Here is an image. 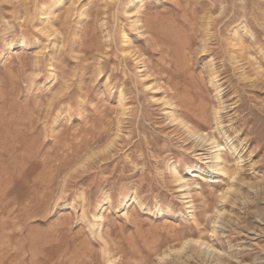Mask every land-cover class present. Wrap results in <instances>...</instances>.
Here are the masks:
<instances>
[{"label": "rangeland", "instance_id": "374dc122", "mask_svg": "<svg viewBox=\"0 0 264 264\" xmlns=\"http://www.w3.org/2000/svg\"><path fill=\"white\" fill-rule=\"evenodd\" d=\"M0 264H264V0H0Z\"/></svg>", "mask_w": 264, "mask_h": 264}, {"label": "bare ground", "instance_id": "6f19581e", "mask_svg": "<svg viewBox=\"0 0 264 264\" xmlns=\"http://www.w3.org/2000/svg\"><path fill=\"white\" fill-rule=\"evenodd\" d=\"M216 95H217V99H219L220 92H217ZM219 106H220V103H219ZM221 111H222L221 107L220 108L218 107V109L215 110V112L213 114V121H214L213 123L215 126L214 127L215 130L224 139V146H221L220 144H218L214 138L209 137L208 135L201 136L198 134H193L196 137L195 138L196 141L194 142L196 147H200V146L204 145L205 143L209 144L208 148L206 149V156H208L207 159L209 161L206 165V169H204V170L200 169V167H197V166H194L193 171H191V169H189V168L187 169V171L190 172L191 175H194V177H196V174H198L199 177H201V178L206 177L210 181H213L214 179L218 178L220 175H227L228 176L230 181H229L228 187L226 188L225 192L223 193V196L220 198L221 201H220V209H219L220 213L219 214H223L222 205L225 203H230L231 205L234 204L238 200L237 197L239 196V193H240L239 190L233 189L234 185L237 183V179L239 178L238 176L240 173V171H239L240 168L235 166L236 168H233L232 170L227 171L225 168V165L223 164V160L221 158V152L224 150H227L228 152L232 153V155H234L236 158L235 159L236 165L238 166L242 162L241 161L242 157H241L240 153L238 152L237 146L239 145L240 148L244 149V145L242 144V141H239L238 139H234L233 137H231L228 134V132L236 133L234 127L232 126L231 121H229L228 128L227 127L224 128V126L222 124V118L220 115ZM171 119H172L171 121H173V122H177L179 124H182V122L180 120H178V118L175 117L174 115L171 116ZM184 126L185 125H183V127ZM186 130L190 131L188 128H186ZM235 142H238V145L235 144ZM170 171H171L172 176L175 178L176 182L179 183V185H178L179 189L186 188V183L183 181V179L181 177L178 176L175 165L171 166ZM185 195H187V194H185ZM107 200H109V197H107ZM131 201H132L131 196L123 197L120 201L121 208L127 209L131 205ZM190 203L191 202L189 200L186 202V204L189 205V209L192 208L190 206ZM95 217L99 221L102 218V216L99 213ZM214 228H221V230L223 229L222 225L218 226V224H217V226H216V222H214ZM214 228H213V230H215ZM196 244L198 247V250L196 252L197 254L206 255L207 253H211L212 255H219V252L215 251L214 249H211L206 244H204V245H203V243L202 244L196 243ZM184 248L185 247L181 246V250H184V252L187 251V253H188V250H185ZM211 254H210V256H211Z\"/></svg>", "mask_w": 264, "mask_h": 264}]
</instances>
